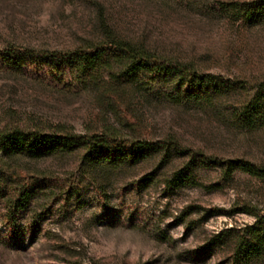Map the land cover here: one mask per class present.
I'll return each instance as SVG.
<instances>
[{"label": "rangeland", "instance_id": "374dc122", "mask_svg": "<svg viewBox=\"0 0 264 264\" xmlns=\"http://www.w3.org/2000/svg\"><path fill=\"white\" fill-rule=\"evenodd\" d=\"M106 35L217 85L190 95L109 48L88 68L34 56ZM15 131L85 143L0 151V264H264V178L240 170L264 167V0H0V132Z\"/></svg>", "mask_w": 264, "mask_h": 264}, {"label": "trees", "instance_id": "16d2710c", "mask_svg": "<svg viewBox=\"0 0 264 264\" xmlns=\"http://www.w3.org/2000/svg\"><path fill=\"white\" fill-rule=\"evenodd\" d=\"M107 39L104 49L100 51L96 49L97 47L89 46L88 50H79L69 54H60V53H37L34 54L36 57H46L54 61H75L82 68L93 67L94 64L98 62L103 54H105L109 48L111 52H115L117 57L116 61L119 64L122 62L125 63V69L128 72H138L140 70L146 69L149 70L152 74L161 76L164 75L166 78H172L177 81L179 89L185 87V92L190 95H193V91L196 89L205 88L206 90L209 87H215L217 82L214 78L209 76H204L201 78L196 77L194 72L186 65L179 63L165 61L153 57L150 53L146 52L144 49L136 47L127 41L120 39H115L111 35H106ZM84 138L66 135L60 137H48L46 135L37 136L34 141H28L24 134L20 131L11 132L9 134L0 132V151L4 154H12L14 151L27 153L28 155H37L40 153L49 152V146L53 148L64 147L71 148L84 144ZM136 159L135 156L130 155L126 156L120 161H125L128 163L134 162ZM242 172L247 173L251 176L257 178H264V167L260 170H257L253 165H246L240 169ZM148 179V178H147ZM146 178L143 180H147ZM29 193L22 192L19 193L16 199H13L9 202L6 213H5V223H6V236L7 244H13V246L19 245L23 239L19 236L18 230L15 226V221L19 213L24 209L28 199ZM36 223L33 222L31 230L33 233L36 232ZM251 254H261L264 250V238L262 241H258L257 244L251 248Z\"/></svg>", "mask_w": 264, "mask_h": 264}]
</instances>
